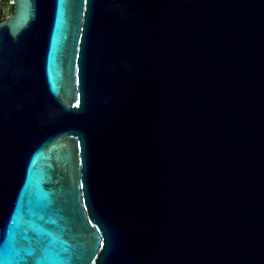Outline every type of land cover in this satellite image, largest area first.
Instances as JSON below:
<instances>
[{"label":"water","instance_id":"95a60500","mask_svg":"<svg viewBox=\"0 0 264 264\" xmlns=\"http://www.w3.org/2000/svg\"><path fill=\"white\" fill-rule=\"evenodd\" d=\"M0 264H264V0H14Z\"/></svg>","mask_w":264,"mask_h":264},{"label":"built area","instance_id":"2783aa9c","mask_svg":"<svg viewBox=\"0 0 264 264\" xmlns=\"http://www.w3.org/2000/svg\"><path fill=\"white\" fill-rule=\"evenodd\" d=\"M14 6V0H0V17H8Z\"/></svg>","mask_w":264,"mask_h":264},{"label":"rangeland","instance_id":"374dc122","mask_svg":"<svg viewBox=\"0 0 264 264\" xmlns=\"http://www.w3.org/2000/svg\"><path fill=\"white\" fill-rule=\"evenodd\" d=\"M4 19H6V17H0V21H2V20H4Z\"/></svg>","mask_w":264,"mask_h":264}]
</instances>
